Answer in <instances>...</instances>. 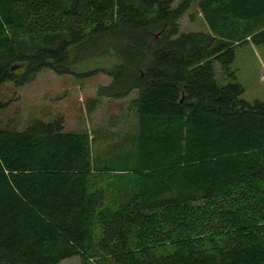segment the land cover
I'll return each instance as SVG.
<instances>
[{"label":"trees","instance_id":"1","mask_svg":"<svg viewBox=\"0 0 264 264\" xmlns=\"http://www.w3.org/2000/svg\"><path fill=\"white\" fill-rule=\"evenodd\" d=\"M194 2L209 32L181 33ZM248 41L264 0H0V85L104 74L86 112L133 93L135 115L0 116V264H264V102L228 67Z\"/></svg>","mask_w":264,"mask_h":264},{"label":"rangeland","instance_id":"2","mask_svg":"<svg viewBox=\"0 0 264 264\" xmlns=\"http://www.w3.org/2000/svg\"><path fill=\"white\" fill-rule=\"evenodd\" d=\"M197 5V2L192 3L181 18V33L209 32ZM107 63L104 60L93 61L82 70H94ZM214 65L217 79L223 83L227 82L228 76L224 70L218 64ZM228 67L244 90L242 99L248 102H264V44L255 45L248 41L237 46L235 57ZM109 82L110 79L104 74L89 77L58 76L49 69H44L32 82L22 87H16L11 82L0 85V116L15 113L18 115L20 127H24L31 120L62 116L68 131L76 128L81 130V127H97L104 123L112 129L128 131L135 122L134 111L129 108L133 93L120 100L100 98L98 108L91 113L86 112L84 99L94 97L98 87ZM122 104L127 106L120 111L119 105ZM112 113H116L118 117H112ZM98 236L97 233L96 238ZM59 264H81V261L73 257Z\"/></svg>","mask_w":264,"mask_h":264},{"label":"crops","instance_id":"3","mask_svg":"<svg viewBox=\"0 0 264 264\" xmlns=\"http://www.w3.org/2000/svg\"><path fill=\"white\" fill-rule=\"evenodd\" d=\"M98 126H100V125H98ZM97 126V127H98ZM92 128H87L86 129V127H81V130H79L78 128H76V129H74V131H84V130H88V131H90ZM94 129V128H93Z\"/></svg>","mask_w":264,"mask_h":264}]
</instances>
